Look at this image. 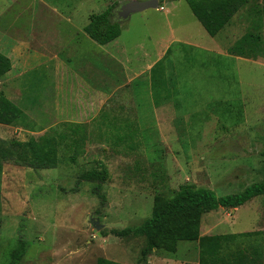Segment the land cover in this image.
<instances>
[{"label": "rangeland", "instance_id": "374dc122", "mask_svg": "<svg viewBox=\"0 0 264 264\" xmlns=\"http://www.w3.org/2000/svg\"><path fill=\"white\" fill-rule=\"evenodd\" d=\"M31 2L0 0V30L16 26L22 30L16 36L26 35ZM161 5L166 11L149 8L136 12L125 24L129 27L124 32L125 41L142 42L149 58L154 56V48L158 49L159 38L167 33L154 20H164L167 11L175 14L169 16L175 27L183 26L175 33L178 37H207L228 48L245 32L253 31L264 42V0H249L216 38L208 36L184 0H160ZM117 10L113 9L112 20L124 21ZM139 15H143V27ZM4 34L11 36L8 41L12 43L11 31ZM195 44L174 42L161 60L158 69L164 87L157 94L165 112L159 127V112L143 80L137 122L129 108L125 112L116 106L115 127L105 125V121L96 126L107 115L105 110L95 125H79V146L71 144L69 138L62 140L55 168L4 163L0 264L8 263L21 240L25 252L19 264H96L98 257L123 264H198L197 241L178 242L175 253L154 249L141 261L140 251L146 244L143 235L118 237L110 233L141 225L151 214L154 196L170 197L181 184L210 188L222 196L238 193L262 179L264 58L235 57L210 49L202 41ZM37 74L42 73H24L16 105L26 114L27 107L39 111L40 119L35 122L48 125L53 116L51 87L33 76ZM36 123L35 132L0 126V137L24 142L44 132L67 133L71 127L59 123L44 130ZM103 166L108 173L101 184L106 199L101 206L92 193L93 183L78 177L85 170ZM252 231L259 234L230 239L224 243L225 251L242 249L249 254L246 264H264V203L260 196L238 208H218L201 217L200 235Z\"/></svg>", "mask_w": 264, "mask_h": 264}, {"label": "crops", "instance_id": "0c3cea01", "mask_svg": "<svg viewBox=\"0 0 264 264\" xmlns=\"http://www.w3.org/2000/svg\"><path fill=\"white\" fill-rule=\"evenodd\" d=\"M54 1L60 3L52 0H32L28 7L26 35L16 36L18 31L22 32L18 29L20 27L16 26H9V30H0V52L11 61V69L0 78V90L16 104L22 95L19 81L24 73H42L33 76L43 79L45 87H51L53 116L51 121L47 122L50 124H37L35 121L40 119V114L39 111H32L33 108H26L29 114L23 112L38 125L37 127L44 130L59 123L95 125L100 120L99 114L101 112L105 114V110L107 115H103L104 120H100L96 126L103 125L105 121V125L109 123L110 127H115V114L118 110L116 106L123 107L125 112H128L129 108L131 113L136 115L135 122H137L143 80L153 97L151 68L155 63L163 60L166 50L174 42L195 44V41H202L210 45V49L228 53V48L221 46L216 39L209 41L207 37L197 39L191 35L176 36L175 33L181 31L183 26L175 27L173 21L169 19V16L175 14L170 11H167L168 15L164 16V20H154L164 27L167 33L159 38V47L154 48V56L150 58L148 52L143 51L142 42L137 40L127 42L124 39L127 36L124 32L129 28L125 24L130 20L131 15L124 21L120 20L118 37L106 44H99L85 32L84 27L92 14L103 12L117 0ZM125 1L128 0H118L117 7L119 8ZM172 1L177 3L180 0ZM158 3L159 7L154 9L166 11L162 5L160 6V0ZM137 19L141 21L143 27V15H139ZM197 22L199 23L198 20ZM10 31L13 41H16L15 44L13 41L12 43L8 41L10 35L4 34ZM128 104L134 107H128ZM160 105H154L155 110L159 112L156 117L159 122L158 127L163 124L162 114L165 112V107ZM172 111L175 113L174 110ZM0 126L12 128L2 124Z\"/></svg>", "mask_w": 264, "mask_h": 264}, {"label": "trees", "instance_id": "16d2710c", "mask_svg": "<svg viewBox=\"0 0 264 264\" xmlns=\"http://www.w3.org/2000/svg\"><path fill=\"white\" fill-rule=\"evenodd\" d=\"M201 26L211 37L231 23L235 16L249 0H185ZM118 3H112L106 10L92 14L84 27L85 32L99 44H106L120 34L119 21H113V9ZM258 29V27H257ZM170 51L166 50L165 55ZM228 54L242 58H264V42L258 33L245 32L227 49ZM161 61L153 65L150 71L151 88L155 106L160 105L159 88H163L161 71L158 69ZM11 69V61L0 52V78ZM165 101L167 100L164 98ZM0 124L18 126L35 131L32 120L10 101L0 90ZM69 125V124H68ZM69 131L63 133H46L38 137H31L21 142L16 139L0 137V185L4 163H12L33 169L55 168L57 166V150L62 140L69 138L70 143L79 146L76 137L79 125H69ZM69 134V135H66ZM262 157V179L250 184L242 191L233 194L217 196L213 190L206 187H196L193 184H181L170 197L156 195L153 198L151 214L144 222L134 228L126 227L111 230L110 233L118 237L143 235L146 244L140 251V260L146 258L154 249H164L175 253L180 241H197L199 249L198 264H246L248 252L239 249L225 251L224 243L237 236L259 234V231L234 234L200 235V223L203 214L218 208L235 209L243 206L255 197L260 196L264 203V147L260 151ZM72 160L74 159L71 157ZM107 169L103 166L82 172L78 180L91 182L92 193L99 198L100 205L106 203L105 195L101 191V184L107 178ZM25 252L24 241H19L10 255L7 264H19ZM254 257L252 260H255ZM250 260V259H249ZM96 264H123L108 258L98 257Z\"/></svg>", "mask_w": 264, "mask_h": 264}, {"label": "water", "instance_id": "95a60500", "mask_svg": "<svg viewBox=\"0 0 264 264\" xmlns=\"http://www.w3.org/2000/svg\"><path fill=\"white\" fill-rule=\"evenodd\" d=\"M158 7H159L158 0H145V1L128 0L119 6L117 10V16L121 20H124L133 13L140 12L149 8H158ZM94 223L98 224V220H96ZM100 227H101L100 225H95V228L97 230H99Z\"/></svg>", "mask_w": 264, "mask_h": 264}]
</instances>
